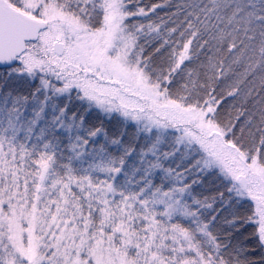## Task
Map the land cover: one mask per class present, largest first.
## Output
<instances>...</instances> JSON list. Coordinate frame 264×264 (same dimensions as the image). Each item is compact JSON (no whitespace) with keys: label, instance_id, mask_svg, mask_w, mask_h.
Wrapping results in <instances>:
<instances>
[{"label":"snow or ice","instance_id":"6c2138e0","mask_svg":"<svg viewBox=\"0 0 264 264\" xmlns=\"http://www.w3.org/2000/svg\"><path fill=\"white\" fill-rule=\"evenodd\" d=\"M0 264H264V0H0Z\"/></svg>","mask_w":264,"mask_h":264},{"label":"trees","instance_id":"16d2710c","mask_svg":"<svg viewBox=\"0 0 264 264\" xmlns=\"http://www.w3.org/2000/svg\"><path fill=\"white\" fill-rule=\"evenodd\" d=\"M195 190L197 193H202L203 195H213L214 194V192L210 190L209 186H205L204 188L197 186ZM241 239H243V237H241Z\"/></svg>","mask_w":264,"mask_h":264}]
</instances>
